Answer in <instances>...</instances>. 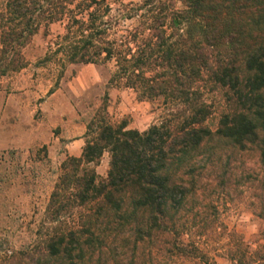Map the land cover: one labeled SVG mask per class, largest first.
Masks as SVG:
<instances>
[{
    "label": "trees",
    "instance_id": "16d2710c",
    "mask_svg": "<svg viewBox=\"0 0 264 264\" xmlns=\"http://www.w3.org/2000/svg\"><path fill=\"white\" fill-rule=\"evenodd\" d=\"M115 2V1H114ZM4 0L0 5V74L25 65L22 48L41 24L63 22L43 59L113 64L108 82L139 98L185 104L181 124L139 130L99 119L86 125L79 156H67L50 195L48 213L67 204L89 205L69 228L47 234L34 264H83L99 243L98 222L145 213L148 236L195 193L197 161L211 159L210 141L238 152L257 151L264 164V0ZM207 75L226 87L233 107L215 129L196 97ZM109 153L103 179L87 164ZM200 155V157H198ZM216 160V159H215ZM214 162V161H213ZM85 165V166H84ZM264 216V213H263ZM132 218H136L135 216ZM235 249L233 264H264V245ZM88 253V254H87Z\"/></svg>",
    "mask_w": 264,
    "mask_h": 264
},
{
    "label": "rangeland",
    "instance_id": "374dc122",
    "mask_svg": "<svg viewBox=\"0 0 264 264\" xmlns=\"http://www.w3.org/2000/svg\"><path fill=\"white\" fill-rule=\"evenodd\" d=\"M175 5L180 8L181 0ZM62 32L61 21L41 24L22 48L25 65L0 74V103L3 95H18L9 99L10 113L0 107V264H34L47 234L66 230L92 210L70 203L54 219L48 204L62 161L80 155L86 125L99 119L106 92L105 120L114 125L125 122L143 130L167 120L176 129L186 109L182 102L139 98L133 89L109 83L112 63L61 66L43 59ZM196 85V97L209 111L203 124L215 129L220 115L233 107L231 94L207 75ZM16 109L18 119L11 116ZM79 136L82 145L71 142ZM208 145L211 159L197 161L192 172L195 193L167 220V229L148 236L145 213L127 220L104 218L97 226L102 240L83 264H233L235 249L264 245V164L258 152L235 151L226 141ZM108 161L104 151L86 167L103 179Z\"/></svg>",
    "mask_w": 264,
    "mask_h": 264
},
{
    "label": "crops",
    "instance_id": "0c3cea01",
    "mask_svg": "<svg viewBox=\"0 0 264 264\" xmlns=\"http://www.w3.org/2000/svg\"><path fill=\"white\" fill-rule=\"evenodd\" d=\"M16 96H18V95H17V94H16V95L8 94L7 96H5V95L2 96V100H1V103H0V107L4 105V106H3V110H2V112H5V113H7V114L10 113V108H9V106H8L9 101H10L12 98L16 97ZM9 99H10V100H9ZM10 104H11V102H10ZM17 106H18V105H17ZM20 113H21V110L19 111V109L12 110L11 116H12V117H15V116H16V118L18 119L19 116H20ZM71 142H72V143H76V144H78V145H82V144L84 143V141H83V137H82V136H79L78 138H75V139L72 140Z\"/></svg>",
    "mask_w": 264,
    "mask_h": 264
}]
</instances>
